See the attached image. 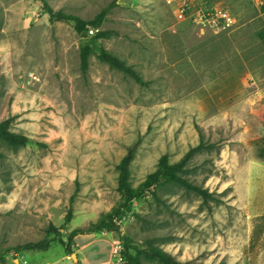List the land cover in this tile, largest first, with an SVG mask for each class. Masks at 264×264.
Instances as JSON below:
<instances>
[{"label": "rangeland", "instance_id": "1", "mask_svg": "<svg viewBox=\"0 0 264 264\" xmlns=\"http://www.w3.org/2000/svg\"><path fill=\"white\" fill-rule=\"evenodd\" d=\"M46 1L88 21L107 9L100 30L112 34L98 46L145 85L97 53L82 73L86 37L73 23H52L37 0H0V122L31 140L0 143V264H108L125 239L132 254L155 246L188 264H264V0ZM223 12L232 28L210 20ZM200 142L184 177L212 200L165 183L125 209L118 229L91 231L122 201L129 147L138 143L136 187L162 156L173 164ZM75 230L67 251L60 239ZM44 239L45 251L15 250Z\"/></svg>", "mask_w": 264, "mask_h": 264}, {"label": "trees", "instance_id": "2", "mask_svg": "<svg viewBox=\"0 0 264 264\" xmlns=\"http://www.w3.org/2000/svg\"><path fill=\"white\" fill-rule=\"evenodd\" d=\"M37 1L42 4L44 11L48 14L49 19L52 23H73L76 32L86 37V42L80 48V67L82 73H87L90 65V58L92 55H94V53H97L98 60L107 64L109 67L133 78L140 85H145L142 76L132 65L127 64L125 61L121 60L117 56L109 53L108 51L98 46L99 40L108 39L112 34L110 31L100 30L102 24L105 21L108 12L107 9L102 10L93 20L88 21L76 15L67 14L62 11H55L46 0ZM92 30L98 31L94 35H89V32ZM260 36L262 40H264V32H262ZM11 122V119H7L0 122V143H4L8 147L14 149L26 147L31 142V140L24 135L12 132L10 129ZM205 148L206 146L202 142H200L199 145L191 147L182 156V158H180V160L173 164L170 163L169 157L167 155L162 156L156 171L151 173L139 185L133 187L130 182V168L137 153L138 143L129 147L126 155L122 158L118 166V191L122 195V201L111 213L105 214L101 219H99L95 224H93L91 227V231L112 232L113 230L118 229V225L116 224V218H120L123 215V211L125 209H127L134 201L140 199L145 194H151L152 196L157 197L158 189L165 183L180 187L189 192H194L200 195L203 200H205V202H209V200H212L213 196L208 189H205L202 186L197 185L191 182L186 177H184V173L189 162L198 152ZM260 156L264 157V150L260 153ZM0 157H2L1 153ZM71 219L72 211L69 210L65 218V224H68ZM61 230L63 229H57L53 225H50L48 233L61 236ZM78 234H80V231H73L68 236L67 243H64V241L60 239L61 244L66 247L67 251H70L71 242ZM49 245L50 240L44 239L38 242L26 243L22 246L17 247L15 250L45 251L49 248ZM130 248L131 247L129 240L125 239L123 264H143V257L155 260L159 264H188L187 262L179 261L173 255H171L161 247L150 246L147 250L138 249L135 254H132L130 252Z\"/></svg>", "mask_w": 264, "mask_h": 264}, {"label": "built area", "instance_id": "3", "mask_svg": "<svg viewBox=\"0 0 264 264\" xmlns=\"http://www.w3.org/2000/svg\"><path fill=\"white\" fill-rule=\"evenodd\" d=\"M183 13H184V9L181 10L182 15ZM210 20H212L214 24L218 26L217 28L227 29V28H232L234 25L231 15L225 12L220 13L218 15V18L212 15ZM94 31L97 32V30H92L89 33L93 34ZM123 253H124V243L121 241H115L111 245L110 260L108 264H123V261H124Z\"/></svg>", "mask_w": 264, "mask_h": 264}, {"label": "water", "instance_id": "4", "mask_svg": "<svg viewBox=\"0 0 264 264\" xmlns=\"http://www.w3.org/2000/svg\"><path fill=\"white\" fill-rule=\"evenodd\" d=\"M72 258H73L74 260H77L76 254H72Z\"/></svg>", "mask_w": 264, "mask_h": 264}]
</instances>
